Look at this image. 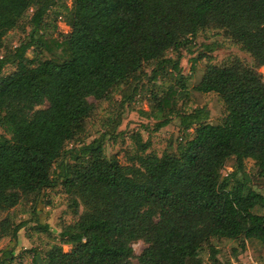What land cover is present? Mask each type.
<instances>
[{"label":"trees","instance_id":"trees-1","mask_svg":"<svg viewBox=\"0 0 264 264\" xmlns=\"http://www.w3.org/2000/svg\"><path fill=\"white\" fill-rule=\"evenodd\" d=\"M0 0V48L5 35L22 23L29 9L31 31L0 55V212L32 196L36 213L44 189L61 186L77 220L60 232L65 252L53 243L31 264H190L204 246L210 259L218 251L213 238L255 239L264 244V194L250 187L244 161L251 159L264 175V0ZM60 4L68 10V35L58 41L60 58L45 46V16ZM221 29L248 53L252 64L235 56L223 65L209 64L194 86L213 92L224 106L220 123H209L205 106L175 114L190 138L175 152L137 157L130 168L104 152L105 136L85 142L92 112L89 97L108 98L114 88L137 92L144 66L149 79L170 72L184 90L179 52L196 34ZM29 49L34 56L28 58ZM189 49V48H188ZM210 49V48H208ZM201 56V55H200ZM200 56L193 59L196 61ZM8 66L14 69L8 73ZM193 69V66H191ZM124 89V88H123ZM160 98L158 111L170 93ZM170 123L164 117L158 130ZM118 125V122L115 124ZM74 145L69 146V143ZM141 150L146 146L142 143ZM231 162L232 170H222ZM37 231L49 230L34 215ZM28 221L0 220V238L17 233ZM143 241L137 256L132 244ZM34 251L35 250H31ZM13 249L1 251L0 264H11Z\"/></svg>","mask_w":264,"mask_h":264},{"label":"rangeland","instance_id":"rangeland-1","mask_svg":"<svg viewBox=\"0 0 264 264\" xmlns=\"http://www.w3.org/2000/svg\"><path fill=\"white\" fill-rule=\"evenodd\" d=\"M64 3L67 8L71 5L70 0H64ZM32 11L29 9L21 25L5 35L0 55L12 50L31 31L28 20ZM68 15V10L57 4L49 10L44 20L43 31L49 35L45 46L60 58L63 54L59 51L58 41L64 39L70 32L67 24ZM26 56L32 58L34 51L29 49ZM167 56L179 59L181 74L185 77L186 88L184 90L177 86L176 75L170 72V68H167L166 73L157 80L151 81L149 79L151 66L147 65L143 68L144 72L141 74L138 90L129 101H123L131 94V90L124 86L114 88L108 98L100 100L93 97L88 98L93 108L87 118L88 125L85 135L82 136L83 140L90 142L104 134L106 156H115L124 167L137 166V157L141 154L152 153L160 156L165 151L175 152L178 142L184 137L192 136L193 129L184 133L176 115L168 114L167 110L189 112L196 107L205 106L209 112L207 121L212 124L221 122L224 106L219 96L213 92L202 93L193 89L200 81L207 65H223L235 56L247 64L253 63L252 57L229 38L225 31L215 28L199 31L187 47L181 48L179 52L169 50ZM197 56L200 57L193 61ZM13 69V66H8L4 72L8 73ZM257 71L264 80V66L258 67ZM170 86H176L178 90L164 99L163 105L166 110L160 112L154 98L163 96ZM164 117H169L170 123L156 130L155 124ZM117 122L118 125H115ZM0 133H4L2 128H0ZM140 143L146 146L145 151L141 150ZM72 145L74 142L69 143V146ZM244 169L251 178L250 187L264 194V175L259 174L253 160L246 159ZM231 170V162H228L222 174L225 175ZM32 202V196L24 197L15 207L0 212V220L7 216L11 225L28 221L26 226L18 231L16 240H12L10 236L0 238V256L2 250L13 249L14 259L11 264H31L33 253H37L36 257L40 260L53 243L60 244L63 251H69L71 245L63 243L59 234L67 225L74 223L84 209L80 203L78 214H76L69 206V195L63 191L61 186L42 191L38 197L36 213L32 212ZM254 212L264 215V206H257ZM34 215L38 216L41 223L49 226L47 232L35 229ZM210 244L218 251L216 261L210 259V247L204 246L198 259L190 264H264V244L258 240H245L243 237L213 238ZM132 247L137 256L145 247V243L139 240L134 242ZM131 262L137 264V259L133 258Z\"/></svg>","mask_w":264,"mask_h":264}]
</instances>
